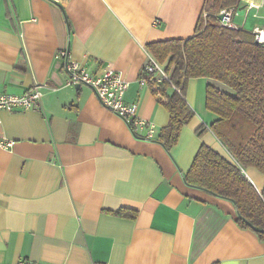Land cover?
Returning <instances> with one entry per match:
<instances>
[{"label": "crops", "instance_id": "crops-1", "mask_svg": "<svg viewBox=\"0 0 264 264\" xmlns=\"http://www.w3.org/2000/svg\"><path fill=\"white\" fill-rule=\"evenodd\" d=\"M240 0L235 24L264 29ZM204 0H0V93L39 85L43 110L0 111V264H264V238L237 223L230 200L188 185L204 143L261 193L264 175L242 168L208 127L206 78L187 81L194 112L167 150V99L141 84L147 45L194 34ZM236 16V20L234 19ZM95 75L111 66L124 100L152 124L132 130L89 86L65 83L58 50ZM171 93V90L168 91ZM134 211V218L116 213Z\"/></svg>", "mask_w": 264, "mask_h": 264}, {"label": "trees", "instance_id": "trees-1", "mask_svg": "<svg viewBox=\"0 0 264 264\" xmlns=\"http://www.w3.org/2000/svg\"><path fill=\"white\" fill-rule=\"evenodd\" d=\"M239 1L204 0L192 36L148 44L150 56L169 75V82L149 85L155 95L167 99L169 123L159 140L168 150L194 116L185 100L187 81L206 78L204 104L216 119L208 127L200 126L197 136L210 131L237 165L264 175V43L256 42L244 28L222 27L215 17L221 9L238 6ZM185 181L233 202L237 223L264 238V187L258 193L234 163L202 143ZM116 214L134 218L135 212L122 209Z\"/></svg>", "mask_w": 264, "mask_h": 264}, {"label": "built area", "instance_id": "built-area-1", "mask_svg": "<svg viewBox=\"0 0 264 264\" xmlns=\"http://www.w3.org/2000/svg\"><path fill=\"white\" fill-rule=\"evenodd\" d=\"M263 6L264 0H247L242 8L246 13L252 12L253 17H257V11ZM235 11L236 7L224 8L221 9L215 17L217 18L219 14H222V19H217L222 27L233 31H240L243 29V26L235 24L233 21ZM251 32L258 43H264L263 28L254 26ZM55 57L63 63V71L66 75V85L74 88H78L82 85L89 86L100 104L124 120L132 130L144 129L146 131V137L152 138L154 131L152 124L138 116V105L136 103H127L124 100L125 92L128 88V82L123 78L120 72H117L109 66L101 73L92 75L87 72L81 63L71 59L68 50L65 49L58 50ZM162 81L169 82V75L156 60L148 55L140 76L141 84H149V82H153L155 85ZM175 90L178 91L177 89ZM41 96L42 93L39 85L30 87L22 94L0 93V111L12 112L28 109L41 111L43 110ZM13 144V140L0 139V148L2 149L11 150ZM16 264L41 263L22 259Z\"/></svg>", "mask_w": 264, "mask_h": 264}, {"label": "water", "instance_id": "water-1", "mask_svg": "<svg viewBox=\"0 0 264 264\" xmlns=\"http://www.w3.org/2000/svg\"><path fill=\"white\" fill-rule=\"evenodd\" d=\"M222 17H223V16H222V14H219V15L217 16V19H218V20H221V19H222ZM255 41L257 42V40H256V39H255Z\"/></svg>", "mask_w": 264, "mask_h": 264}, {"label": "rangeland", "instance_id": "rangeland-1", "mask_svg": "<svg viewBox=\"0 0 264 264\" xmlns=\"http://www.w3.org/2000/svg\"><path fill=\"white\" fill-rule=\"evenodd\" d=\"M252 14V13H251ZM235 20H236V16H235V18H234Z\"/></svg>", "mask_w": 264, "mask_h": 264}]
</instances>
